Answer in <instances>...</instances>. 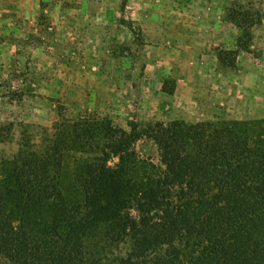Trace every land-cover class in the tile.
Listing matches in <instances>:
<instances>
[{
    "label": "trees",
    "instance_id": "1",
    "mask_svg": "<svg viewBox=\"0 0 264 264\" xmlns=\"http://www.w3.org/2000/svg\"><path fill=\"white\" fill-rule=\"evenodd\" d=\"M227 15L249 50L250 12ZM218 59L234 67L233 51ZM71 128L0 159L1 261L264 264V118ZM142 137L156 162L138 153Z\"/></svg>",
    "mask_w": 264,
    "mask_h": 264
},
{
    "label": "rangeland",
    "instance_id": "2",
    "mask_svg": "<svg viewBox=\"0 0 264 264\" xmlns=\"http://www.w3.org/2000/svg\"><path fill=\"white\" fill-rule=\"evenodd\" d=\"M125 1L0 0V125L12 124L0 159L95 117L125 129L264 118V0ZM231 8L250 12L247 51ZM136 149L158 160L148 138Z\"/></svg>",
    "mask_w": 264,
    "mask_h": 264
}]
</instances>
